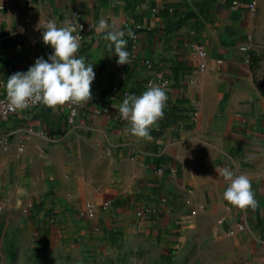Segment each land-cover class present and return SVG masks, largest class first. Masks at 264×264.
Returning a JSON list of instances; mask_svg holds the SVG:
<instances>
[{"label":"crops","instance_id":"obj_1","mask_svg":"<svg viewBox=\"0 0 264 264\" xmlns=\"http://www.w3.org/2000/svg\"><path fill=\"white\" fill-rule=\"evenodd\" d=\"M53 19L75 26L92 97L72 127L69 102L0 119V211L45 227L27 234L56 258L142 235L206 241L215 264H264V0H0V96L9 76L48 58ZM101 19L124 31L128 65ZM150 86L168 100L145 140L119 106ZM224 168L249 177L255 209L224 199Z\"/></svg>","mask_w":264,"mask_h":264},{"label":"clouds","instance_id":"obj_2","mask_svg":"<svg viewBox=\"0 0 264 264\" xmlns=\"http://www.w3.org/2000/svg\"><path fill=\"white\" fill-rule=\"evenodd\" d=\"M74 25L58 26L49 20L43 30L42 40L52 48L48 58L38 57L27 71H18L8 77L5 88L10 106L22 111L30 104L43 103L56 107L66 102L83 104L92 97L91 85L95 79L92 63H86L84 56L78 55L79 37L73 33ZM97 32L103 33L118 56L117 64H129L130 53L126 49L125 33L117 26L101 19ZM168 96L161 86H150L140 95L128 94L119 106L120 118L129 122L130 134L151 140V129L164 117ZM219 176L227 182L223 197L239 208L258 206L251 180L244 174L235 175L228 168L222 169Z\"/></svg>","mask_w":264,"mask_h":264},{"label":"rangeland","instance_id":"obj_3","mask_svg":"<svg viewBox=\"0 0 264 264\" xmlns=\"http://www.w3.org/2000/svg\"><path fill=\"white\" fill-rule=\"evenodd\" d=\"M30 217V216H29ZM31 225L19 213L0 211V264H215L214 250L205 243L181 239H150L142 235L113 238L97 253L75 258L48 250L49 243L37 235L28 236ZM212 247V249H211Z\"/></svg>","mask_w":264,"mask_h":264},{"label":"built area","instance_id":"obj_4","mask_svg":"<svg viewBox=\"0 0 264 264\" xmlns=\"http://www.w3.org/2000/svg\"><path fill=\"white\" fill-rule=\"evenodd\" d=\"M199 53L201 55H203L204 54V51L202 49H200L199 50ZM145 64L149 68L152 66V64L149 61H146ZM157 76L160 79V81H162V83H166L167 82L166 80H164L160 76L159 73H157ZM39 104H40V102H37L36 104H30L29 107H27L24 110L33 109V108L37 107ZM77 107H78V104H73V103L69 102V113H68V115L66 117V121L70 125V127H72L73 124H74V122H75V118L77 116ZM17 111L18 110H13L12 109V107L10 106V102H9L7 96H0V119H7L8 117H10L11 115H13ZM157 171L160 173V172H162V169L159 168V169H157ZM240 228L241 229L245 228V225H240Z\"/></svg>","mask_w":264,"mask_h":264}]
</instances>
